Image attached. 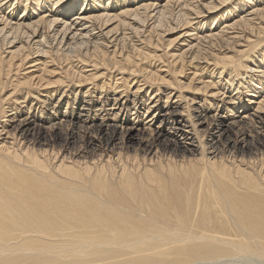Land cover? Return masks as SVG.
<instances>
[{
  "label": "bare ground",
  "instance_id": "6f19581e",
  "mask_svg": "<svg viewBox=\"0 0 264 264\" xmlns=\"http://www.w3.org/2000/svg\"><path fill=\"white\" fill-rule=\"evenodd\" d=\"M262 1L0 0V264L264 261Z\"/></svg>",
  "mask_w": 264,
  "mask_h": 264
},
{
  "label": "rangeland",
  "instance_id": "374dc122",
  "mask_svg": "<svg viewBox=\"0 0 264 264\" xmlns=\"http://www.w3.org/2000/svg\"><path fill=\"white\" fill-rule=\"evenodd\" d=\"M163 1H164V0H163ZM261 4H264V1H262ZM261 4H260V5H261ZM260 5H259V6H260ZM0 10H1V9H0ZM3 10H6L5 12H7L9 9H7V8H6V9L3 8ZM155 11H156V12H154V13H157V12H158V9L155 10ZM20 12H21V11H20ZM205 14L208 15L207 13H205ZM15 15L17 16V14H14V16H15ZM19 15H21V14H18V16H19ZM66 19H67V18H66ZM13 20H15V19H13ZM62 27H63V23H62V24L60 23V26L58 25V26L56 27V29L59 30V29H61ZM179 27H180V26H179ZM180 31H182V28H176V29H174V30H170V31H168V33H167L166 35H164V37H165V39H167V38H169V37H172V38H173V37H175V36L177 35V33H179ZM60 35H61V34H59L58 37H59ZM58 37H57V38H58ZM68 37H69L68 40H69L70 42H72L73 40H72V41L70 40V38L72 37V34H70ZM80 37H82V36H79V40H82V39H80ZM91 38H92V37H91ZM58 39H59V38H58ZM69 41H68V42H69ZM56 42H57V41H53V45H56ZM65 47H67V45H66ZM254 58H256V57H254ZM253 64H254V63H252V65H253ZM202 66H203V65H199V67H202ZM190 67L192 68L190 71H193V70L196 68V67L193 66V65L190 66ZM206 68H207V67H206ZM206 68H205V69H206ZM29 69H30V68H29ZM208 69H210V68H208ZM200 71H201V70H200ZM200 71H199V73H201ZM205 71H207V70H205ZM208 71H209V70H208ZM203 72H204V71H203ZM36 74H38V72H36ZM49 87H50V89L53 88L52 86H49ZM243 257H244V259H243ZM228 258H229V259H228ZM232 258H233V260H232ZM234 258H235V259H234ZM237 258L242 259V261H241L240 259L237 260ZM221 259L224 260V262H225L226 264H230V263H229L230 261H234V262H232L231 264H235L237 261H239V263L237 262L236 264H249V263H250V264H259V263H260V264H261V263H264V261H261L260 259H258V258H256V257H255V258H254V257H252V258H251V257H248V259H249V260H248L245 256H242V257H239V256H237V257L234 256V257H233V256H232L231 258L227 256V257H225V258H224V257L219 258L220 261L217 260V262H216V260H215V262H214V261H210V262L208 261V262H209V264H210L211 262H214V264H217V263H218V264H223L224 262L221 261ZM251 259H252V260H251ZM253 259L255 260V262H254ZM256 259H258V261H257ZM236 260H237V261H236ZM226 261H227V262H226ZM228 261H229V262H228ZM247 261H248V262H247ZM251 261H253V263H251ZM259 261H261V262H259ZM201 262H203V261H196V262H193V263H194V264H197V263H201ZM208 262L206 261L205 263L203 262V263H201V264H206V263L208 264ZM219 262H221V263H219ZM193 263H192V264H193ZM225 263H224V264H225ZM211 264H213V263H211Z\"/></svg>",
  "mask_w": 264,
  "mask_h": 264
}]
</instances>
